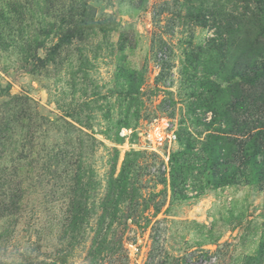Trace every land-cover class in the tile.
<instances>
[{
  "label": "rangeland",
  "instance_id": "374dc122",
  "mask_svg": "<svg viewBox=\"0 0 264 264\" xmlns=\"http://www.w3.org/2000/svg\"><path fill=\"white\" fill-rule=\"evenodd\" d=\"M261 72L264 0H0V264H264Z\"/></svg>",
  "mask_w": 264,
  "mask_h": 264
},
{
  "label": "trees",
  "instance_id": "16d2710c",
  "mask_svg": "<svg viewBox=\"0 0 264 264\" xmlns=\"http://www.w3.org/2000/svg\"><path fill=\"white\" fill-rule=\"evenodd\" d=\"M260 74H264V72H261ZM225 135H220L216 137V150H220L222 148H225L226 142L234 143L236 139L230 140L232 138L229 136V133H224ZM188 148L193 149L191 145L188 143ZM249 149V148H248ZM248 156H250L249 163H251V167L257 171V173L260 174V172H264V150L260 152L259 147H255L254 151L252 153H247ZM262 157V160H260L258 157ZM259 182V180H256Z\"/></svg>",
  "mask_w": 264,
  "mask_h": 264
}]
</instances>
